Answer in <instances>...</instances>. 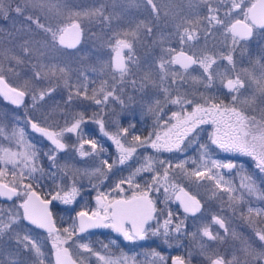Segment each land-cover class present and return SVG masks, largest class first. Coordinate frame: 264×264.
<instances>
[{
	"label": "rangeland",
	"instance_id": "rangeland-1",
	"mask_svg": "<svg viewBox=\"0 0 264 264\" xmlns=\"http://www.w3.org/2000/svg\"><path fill=\"white\" fill-rule=\"evenodd\" d=\"M210 1L212 0H209V3ZM0 3L5 6L6 10L9 6L11 8V11L6 13L7 18L4 14H0V75H3L8 85L21 90L27 86L28 90L24 103L19 106L6 103L0 98V127L4 129L3 134H0V156L4 155L3 149H9L15 153L33 151L36 153L35 157L27 161V166L22 155H17L15 166L0 162V170L6 173L1 176L2 179L12 185L15 172L18 190L22 191L25 184L36 182L41 184L45 191H49L51 200L57 193L64 196L65 193H71L75 188L76 193L70 203L53 200L59 206H66L67 209L72 208L78 196L81 193L85 195L87 190L92 192L90 196L93 209H98L97 197L107 203L116 194L125 195L128 192L147 191L154 193L152 196L156 197L155 193L161 191L162 197L168 199L177 185L184 184L202 202V209L189 218H180L173 208L168 207L165 218L168 219V213L171 212L172 224L182 222L181 227L188 229L186 235H188L190 251L200 253V251L209 250L206 246L209 242L203 235V230L205 228L211 230L212 217L224 218L227 221L228 228L225 233L227 232V236L231 237V225L234 221L242 219L240 209L243 199L230 200L229 196L241 197L243 195L241 185L245 183V180L242 162L252 158L240 153L225 152L212 144L210 137L215 131V125L210 122L199 125L196 131L183 142V151H157L145 145L138 147L132 158L124 164L118 162L120 153L111 137L119 133L118 138L125 147H129L135 143L132 138L136 135L142 140L150 133L159 132L163 135L171 124L176 123L175 119L171 118L173 112L184 115L191 112L195 106V104H172L170 100L177 96L201 104L204 103L201 94L203 97H214V102L223 101L225 105L247 112L248 114L245 115L254 116L260 121L264 118V95L257 90V85L251 81L248 73H252L257 79L261 77L260 64H264V30L255 32L250 40L240 41L238 45L233 46L231 38H225L224 30L220 26H210L209 30L204 31V27L209 24L204 19L208 8L203 0H154L160 9L158 19L151 7L146 4V0H97L94 4L87 0H0ZM17 5L24 9L23 14L15 12ZM101 5L104 6V15L108 16L109 20L106 21L102 17L78 18L82 34L78 46L73 49H66L58 44L53 48L50 34L45 33L35 22L38 19L39 23L55 30L58 26L62 27L69 23L70 14L90 11ZM218 6L221 10V6L216 2V7ZM199 7L205 8L203 15L199 12ZM191 12L195 13L190 17ZM218 15L224 18L220 12ZM28 16H32L33 20L29 21ZM73 19L77 18L73 17ZM185 20H192L194 22L192 25L198 29L197 39L183 44L185 51L197 58L209 55L216 60L210 69L213 79L207 87V74L198 64L187 71L175 64L166 65L169 72L166 76L159 68L162 58L170 60L178 45L181 44L178 31L175 30L178 24L187 26L184 24ZM197 20H199L198 24L195 23ZM141 21L150 26L152 32L147 33L141 27L135 38L128 37L133 44L132 58L128 59L129 49L122 50V56L129 67V72L121 79L119 72L110 66L115 34L120 33V38H124L122 34L125 31L136 30V26ZM182 30L183 28L180 29ZM253 40H258L259 44L255 49L254 57H249L246 55V46L251 45ZM25 47L30 50L27 54L23 51ZM169 49L175 51L169 54ZM229 53L233 57L232 64L223 58ZM13 56L19 57L23 62L16 63L12 59ZM53 64L66 66L69 69L68 82L72 85L71 88L66 87L62 79L36 80L34 78L35 72L40 70L41 65ZM232 67L235 68V73L231 72ZM9 69L12 70L9 71ZM171 73H179V75L174 77ZM233 75L240 76L245 81V87L239 92H225L221 82L224 77ZM193 77L197 79L194 80ZM77 86L80 87L81 93L84 92V86H86L89 97L95 90L96 97L102 101L107 92L111 91L113 95L98 105L94 100L86 99L83 94L77 96ZM50 87H54L55 90L47 95L44 101H39L33 107L31 99L33 92L38 93ZM219 91L222 93L218 95ZM70 93L73 96L71 101L68 99ZM233 95L237 96L235 102L232 100ZM81 115L83 120L77 131L63 133L62 141L66 145L63 150L56 149L40 135L27 128V120L32 118L60 132L70 127L75 120L80 119ZM97 121L103 122V131ZM125 128L128 129L126 135L121 131ZM20 129H23L25 133L23 141L18 135H12L14 130L19 132ZM105 132L108 135H105ZM152 139H155V135ZM87 141H95L97 147L93 149ZM29 144L33 147L28 148ZM81 145H83L82 149ZM193 145L196 146V158L190 153ZM201 145H207L204 161L208 162L209 167H211L212 160L223 163L231 158L236 161V167L232 171L223 172L221 168L212 170L213 174L218 172L220 176H223L224 181H229L230 184L225 185L222 181V187L217 188L215 180L190 175L191 172L197 170L198 165L203 163L201 156L204 149L200 147ZM81 151L87 154L81 155ZM50 155L55 156V163L49 159ZM149 157L152 160V170L140 171L129 184L128 178L136 172V169L145 167ZM105 160L114 165L111 170L103 164ZM160 161L165 163L162 165ZM182 161L186 162L185 170L175 167ZM33 166L37 171L30 176L29 169ZM166 167L169 168L167 177L164 176ZM97 169L101 171L97 172ZM21 172L24 175L23 181L19 180ZM101 172L104 174L101 175ZM153 177L156 178V182H153ZM253 180L257 184L260 178ZM121 181L124 183H120ZM117 184H120L123 191L116 187ZM135 185H139V188ZM229 186L234 188V192L223 191L224 187ZM166 188L167 191H165ZM104 197H107L106 201ZM78 210L73 209V221ZM0 213L3 214L4 219L11 220L17 213V207L1 206ZM23 228L17 223L16 229ZM34 234L35 232L32 231V240L36 244L40 243L41 251L47 250L43 249V246L50 247L49 251L53 248L48 245L49 241L42 246L41 243L45 240L42 236L37 238ZM54 235L60 236L63 240L61 231ZM236 235L243 248L241 250L237 247L226 248L224 252L228 251L232 256L236 254L243 256L245 253L243 249L249 241L244 233L237 232ZM69 244L75 253L80 254L84 250L79 247L84 243H81L75 234ZM28 253L29 251L23 252L22 259L16 264H26ZM31 256L33 261L35 258L33 254ZM1 259L2 264H10L7 262L8 258Z\"/></svg>",
	"mask_w": 264,
	"mask_h": 264
},
{
	"label": "snow or ice",
	"instance_id": "snow-or-ice-1",
	"mask_svg": "<svg viewBox=\"0 0 264 264\" xmlns=\"http://www.w3.org/2000/svg\"><path fill=\"white\" fill-rule=\"evenodd\" d=\"M223 3L224 0H221ZM203 3L208 8V13L204 19L208 21L209 25L212 26H220L224 30L225 38L230 37L233 46H236L240 43V41L247 40L252 37L254 29L260 28L264 29V0H255V2L250 3L249 5H245L244 0H228L230 4L228 10L225 12V17L221 18L218 13L220 11L219 6L213 7L209 0H203ZM146 4L151 7L153 13L156 14L157 19L159 18L160 9L154 3V0H146ZM103 5L99 8L81 12H75L70 14L69 23H67L63 27H57L55 30L52 27H48L44 24L39 23L37 19L35 22L39 28H41L45 33L50 34L51 43L53 48L56 47L57 44L67 47V48H75L76 45L80 42V37L82 34L81 24L78 22V18H96L102 17L104 20H109V17L104 15ZM7 11H11L10 6L8 9H5V6L0 3V14H4L5 18H7ZM24 9L17 5L15 8V12L18 14H23ZM73 17L77 19H73ZM27 19L29 21L33 20L32 16H28ZM194 22L192 20H185L184 24L192 25ZM199 23V20L195 22ZM143 27L147 33L152 32V28L145 24L144 21H141L137 26L136 30H132L131 32L125 31L122 35L124 38H120L121 34H115V45L114 51L116 52V58L114 64L112 65L116 72H119L121 79L128 74L129 67L125 63L124 57L121 55V51L123 49H129L128 59L131 60V50L133 48L132 42L128 39L129 36L135 38L137 36L138 30ZM183 28L182 31L180 29ZM177 31L179 34V41L183 45L188 41H193L197 39L196 29L184 27L182 24L177 25ZM24 53H29V49L25 47L23 49ZM174 49H169L168 52L171 54L174 52ZM226 59L229 64L233 63V57L229 53L228 55L223 57ZM16 63H22L23 61L16 56L12 57ZM216 63V60L209 55H204L197 58L195 55H188L185 53L183 49H181L176 55L171 56L170 60H164L162 58L161 63L159 64V68L164 75H168L169 72L166 68V65L176 64L187 71L192 65H199L205 74H207L208 85H210L213 74L210 71L212 69L213 64ZM259 63V61H257ZM262 69L261 77L257 79L252 73H248L249 78L253 83L257 85V90L264 95V64H260ZM12 69H9L11 71ZM68 74L69 69L66 66H60L57 64H53L50 66L41 65L40 70L36 71L34 74V78L36 80L40 79H62L66 87L71 88L72 85L68 82ZM174 77L179 75V73H171ZM147 78V77H146ZM163 79V77H161ZM196 80V77H193ZM226 87L230 92H239L241 89L245 87V81L240 78V76H236L234 79H227ZM84 92L81 93L80 87H76V95L79 96L83 94L86 99H92L96 104H101L103 101H107L110 96L113 95V92H107L103 101L98 99L95 94V90L93 91V95L91 97L87 96L86 86H84ZM54 87H50L45 90H40L38 93L33 92L31 99L33 101V107L39 101H44L45 97L49 95L52 91H54ZM167 93V89L164 90ZM0 95H3L6 100L11 101L13 105H22L24 103V98L28 95L27 86L24 90L19 88L10 87L3 75H0ZM204 103H195L193 100L187 99L185 97L177 96L175 99H171L170 102L172 104H195L193 110L189 113H185L181 115L179 112L172 113V119H175L176 123L171 124L170 127L164 131L163 135L159 132L150 133L148 137L141 139L140 136H134L132 139L135 142L129 147H125V145L118 138V135H113L111 138L117 146V150L120 153L119 155V163L124 164L127 160L132 158L133 154L136 153L138 147H143L145 145L150 146L157 151L164 150L168 152L172 151H183L182 144L189 137V135L196 131L199 125L212 123L215 125V131L212 133L210 139L211 143L217 145L220 149L225 152H235L243 155H247L251 157L255 161V166L261 173H264V118L258 121L254 116L250 117L245 115V113L241 110H238L236 107H230L223 103V101L216 103L214 102V97H203ZM73 98L72 94H69V101ZM167 98V97H166ZM233 102L237 100V96H232ZM159 104V102H157ZM208 105V106H205ZM152 109H150L151 111ZM227 117V120H225ZM83 120V116L81 115L80 119L75 120L74 123L71 124L70 127L62 129L60 132H56L51 130L49 127L42 125L39 121H36L32 118H29L27 123L31 125V128L34 132L39 133L41 136L46 137L51 141L53 145H55L56 149L63 150L66 145L61 142L63 137V133L67 132H76L80 127V124ZM100 124L101 131L104 130L103 122L97 121ZM125 135L128 132V129L121 130ZM4 129L0 127V134H3ZM108 135L107 132L104 133ZM13 136H19L20 140L23 141L24 138V130L20 129L19 132L15 130L12 133ZM155 135V139H152V136ZM90 143L92 148L95 149L97 147L95 141H87ZM28 148H32L31 144L27 145ZM202 149H204V153H202L201 160L203 163L197 166V170L190 173L192 176L207 178L208 180H215V186L217 188L222 187L223 184H230L229 181H224L223 176H220L219 173H212L213 169H233L236 167L234 163H221L216 160L211 161V167L208 166V162L204 161V155L207 154V145H201ZM83 145H81V149ZM3 156H0V162L5 164H12L15 166L17 163L16 157L17 155H22L24 157L25 165L27 166V161L36 156V153H15L9 149H3ZM103 151V149H101ZM87 153L81 151V155H86ZM49 159H51L55 163V156L50 155ZM148 163L143 168L136 169V172L133 173L132 176L128 178L129 184L132 182V178L138 174L140 171H151L152 170V160L151 157L147 158ZM160 164H164V161H160ZM185 161H182L175 165L176 168L181 170H185ZM193 163H196L193 161ZM104 165H107L108 169L111 170L114 166L113 164H109L107 160L103 161ZM169 167L171 164L169 163ZM203 168L204 170H199ZM36 167H31L29 169V175L36 172ZM42 171V169H41ZM100 172V169L96 170ZM169 172V168H164V176L167 177ZM6 173L0 170V176H4ZM104 173L101 172V175ZM24 175L23 172L20 173L19 180L23 181ZM245 183H242V187L245 188L249 195H258L259 199H264V191H261L256 182L250 177L245 176ZM17 177L16 173H13V181L12 185L6 183H0V196H5L8 199H12L13 196L17 197H25L19 205V208L22 209V214L17 211V213L11 218L10 222L2 223L0 222V234H3L7 231L13 230V225L17 224L21 220H27L30 224L35 225L38 228L47 229L49 236L52 237V247L55 250V264H76L74 260H71V257L68 254V248L63 247L64 244L68 242V239L72 237V235L76 232V229L73 228L72 231L65 228L63 232L67 234L65 239H61L60 236L54 235L58 230L55 227V224L52 220V213L48 209V205L51 201L42 200L37 194L32 190L31 184L23 185L24 191H19L16 185ZM153 182H156V178L153 177ZM120 183H124L121 181ZM116 187L123 191L120 188V184H117ZM135 187L139 188V185H135ZM167 191V188L165 189ZM183 191V189H181ZM223 191L232 193L234 192V188L232 187H224ZM76 193V189L73 188L71 193H65L64 196H61L57 193L52 197L53 200H62L64 203H70L71 199L74 197ZM187 196V193L184 194ZM179 199V197H178ZM230 200H242L243 197H235L229 196ZM104 200H107V197H104ZM97 203L99 208L97 211H94L91 215H88L86 212L78 213L80 217L79 221V232H84L89 228H112L116 232L121 233L124 236L125 240L134 241V240H143L145 239L148 229L151 227L149 225V221L154 219V213L157 211L154 202L149 199L147 191H141L139 193H133V195L128 199H116L109 201L107 203L103 202L100 197H97ZM181 203L184 207L185 212L195 213L200 208V202L196 200L194 197H187V201L181 200ZM249 216L253 212H255L256 216L264 215V210L260 209H248ZM172 213H168V219L164 221V235H167L170 231L169 225L172 224ZM216 222L220 224L221 227H224L223 220L219 218H215ZM182 224V222H181ZM181 224H176L174 230L179 232L181 230ZM126 225H130V227H126ZM227 231V229H225ZM159 232V228L153 232V235ZM256 236L258 237L260 242H264V230H256ZM203 235L209 237V239H215L212 233L205 228L203 230ZM16 243L20 245L25 251H33L35 252L37 257L43 256V253L40 250V247L36 244L34 240L27 234L21 236L19 232L16 233L15 236ZM86 252H92V249L87 244L79 245ZM245 254L248 257H251V261L245 260L243 264H252V261H255L256 264H262L264 262V243L261 245V250L257 251V249L253 248L251 245L246 244L243 249ZM95 255H99L98 253H94ZM153 256L158 257L160 261H163L165 258L160 256L159 253L153 252ZM101 260H104V257H99ZM235 261V258H234ZM12 264H16L15 261ZM40 264H43V261H40ZM105 264H117L116 261H105ZM173 264H185V261L181 257H174ZM211 264H234L233 261H225L222 257H217L216 259L211 260ZM235 264H240L239 261H235Z\"/></svg>",
	"mask_w": 264,
	"mask_h": 264
},
{
	"label": "flooded vegetation",
	"instance_id": "flooded-vegetation-1",
	"mask_svg": "<svg viewBox=\"0 0 264 264\" xmlns=\"http://www.w3.org/2000/svg\"><path fill=\"white\" fill-rule=\"evenodd\" d=\"M253 1L254 0H244V3L245 5H249ZM216 2H218L219 5L221 6V10L219 11L220 14L224 15L225 17V12L228 10L230 6L228 0H224L223 3L221 2V0L210 1L213 7H216ZM198 10L203 15L205 8L199 7ZM194 13L195 12H191L189 16L191 17L192 16L191 14ZM204 15L205 17L209 15L208 10L205 11ZM210 26L212 25L209 26L206 25L204 27V31L209 30ZM185 27H189L190 29L195 28L196 32L198 30L197 27L193 25L187 24V26ZM261 30L264 29L256 28L254 29L253 34L255 32L256 33L260 32ZM175 31H177V28ZM250 39L251 37L241 42L248 41ZM243 44L245 47V43ZM258 44H259L258 40H253L251 42V45L248 44L246 46V55H248L249 57L250 56L254 57L255 49L258 47ZM181 49L185 51V47L180 44L178 45L177 50H181ZM185 52L191 54L188 51ZM244 54H245V50H244ZM193 66L194 65H192L190 68L192 69ZM234 69L235 68L232 67L231 72L235 73ZM235 77L236 76L233 75V76H226L223 78L221 82V86L225 92H230V91L224 84V81L229 78L234 79ZM221 93L222 92L219 91L217 94L219 95ZM0 98L3 101H5L1 96ZM5 102L9 103L7 101ZM244 113L248 114L247 112ZM51 130L56 131V129H51ZM46 142L49 143L48 141ZM229 162L236 164V161L231 158H228L223 163H229ZM0 169H1V164H0ZM221 169L223 172H229L234 170L235 168L233 169L221 168ZM242 170L244 177L250 176L252 179L260 178V181L257 182V186L261 191H264V173H261L259 169L256 168L255 161L253 159L243 160ZM0 181L8 184L2 179L1 176H0ZM259 182H260V186H259ZM31 185H32V190L36 192L41 198L51 201V203L48 205V209L49 211H51L52 220L55 224L56 229L61 231V235L63 236V239L67 237V234L63 232V229L67 228L69 229V231H72L73 228H75L76 232L74 234L80 239V242L87 244L92 249L91 253L83 250V252L81 251L80 254H78L77 252L75 253L73 250H71V246L69 242L72 241L74 235L73 234L72 237L68 239V242L63 245V247L68 248L69 256L77 264H105V261H116L117 264H173L174 257H181L185 261V264H211V260L216 259L217 257H222L224 258L225 261H233L234 264L235 261H239L240 264H243L245 260L251 261V257H248L245 253L243 254V256H241L240 254H236L235 256H232L228 253V251L224 252L226 248L237 247L240 250L243 248V245L240 243V240L238 239V235H236V233L237 232L244 233L249 241V245L257 249V251L261 250V245L262 243H264V242H260L255 234L256 230H264V215L256 216L255 212H253L251 216H249V212H248L249 208L264 210V199H259L258 195H249L245 188L242 189L243 203L241 204L242 208L240 209V216L242 219L240 221H234V223L231 225L232 236L228 237L227 232L225 233L226 231L225 229H227L228 226H227V221L224 218L215 217L223 220L224 227H221L220 224L216 222L214 217H212L211 221H213V223H211L212 227L210 228L211 230L209 231L216 238L209 239V237L205 236V238H207L209 242L206 245L207 247H209V250L205 252L200 251L199 253L197 251L191 252L189 249L190 248L189 240L187 238L188 235H186L188 229L181 227V230L179 232H176L174 230L175 225L171 224L169 225L170 231L168 232L167 235H164L163 225H164V221L167 219L165 218L166 216L165 212L166 209L168 210V207H170L171 209L173 208V210L180 215V218H189L197 214L202 209V202L189 189H187L184 184H179V185L183 186L191 195H193L200 202L199 210L196 213L190 215V214H186L180 209L179 205L173 199L174 192L179 185H177V187L173 190L171 197L168 199L162 197L161 191L160 193H155L156 197L152 196L154 195V193L153 194L148 193V197L154 202V206L157 211L153 214L154 219L149 221V225L151 227L148 229L145 239L143 240L137 239L134 241L125 240L124 236L121 233L116 232L112 228L97 227V228H89L84 232L78 231V226L75 220L76 214L82 211L88 213V215H91L94 211L98 210V209H93L94 206L91 203V196H90L92 192L90 190L85 191V195H83V198L79 200L81 205L80 208H75L73 204L72 208L67 209L66 206H59V204L53 202V200H51V198L49 197V191H45L41 184L36 182H31ZM9 186L11 185L9 184ZM22 191H24V189ZM133 193H139V192L136 191L132 193L128 192L125 195L116 194L115 196L110 198L108 202L116 197L127 198L133 195ZM23 199L24 197L22 196L21 197L13 196L12 199L10 200L0 199V207L13 205L16 206L17 211L21 213V209L19 208V205ZM73 209L76 210L79 209L74 216V221L72 220ZM0 222L8 223L10 222V220L4 219L3 214L0 213ZM18 223L22 225L24 228L18 230L16 229L17 224H14L13 230L0 234V264L3 263V260L1 258H8L7 262H9L10 264H12L13 261L20 262V260L22 259L21 255L23 254V252H25V250H23V248L16 243L15 236L17 232H19L21 236L27 234L31 237V239H33L31 235L33 231L35 232L34 235L37 236V238L42 236L43 239L46 241L45 243V241L43 240L44 243H41L42 246L43 244H47V241L50 242L48 245L52 246V237L49 236L47 229L46 230L40 229L25 220H21ZM126 227H130V225H126ZM157 228H159V232L153 235V232H155ZM37 245L41 247L40 243H38ZM48 248L50 247L43 246V249L48 250ZM47 250H45L44 252L41 251L43 253V256L41 257H37L34 250L29 251L28 253L29 256H27L26 258V264H40V261H43V264H55L56 259L53 257L52 254V251L54 249L52 248L50 251ZM153 252L159 253L160 256H163L165 259L163 261H160L158 257L152 255ZM94 253H98L99 255H95ZM31 254H33V257L35 258L33 261ZM201 255H203L204 257ZM100 256L104 257V260H101L99 258ZM252 264H256V262L252 261ZM262 264H264V262H262Z\"/></svg>",
	"mask_w": 264,
	"mask_h": 264
},
{
	"label": "water",
	"instance_id": "water-1",
	"mask_svg": "<svg viewBox=\"0 0 264 264\" xmlns=\"http://www.w3.org/2000/svg\"><path fill=\"white\" fill-rule=\"evenodd\" d=\"M253 2H255V0L253 1ZM67 24V23H66ZM66 24H64L63 26H65ZM62 26V27H63ZM80 39H81V37H80ZM79 44V43H78ZM77 44V45H78ZM59 45V44H58ZM76 45V46H77ZM59 46H61V45H59ZM61 47H63V48H66V49H73V48H67V47H64V46H61ZM180 50H176L175 52H174V54H173V56L174 55H176L178 52H179ZM186 53V52H185ZM186 54H188V53H186ZM121 55H122V51H121ZM188 55H191V54H188ZM115 58H116V52L113 50V52H112V54H111V56H110V66H111V68L112 69H114L113 68V64H114V61H115ZM224 84L226 85L227 84V80H225L224 81ZM10 86V85H9ZM10 87H13V86H10ZM16 88V87H15ZM5 101H7V102H9L10 104H12L11 103V101H9V100H6L5 98H4V96L3 95H0ZM13 105V104H12ZM27 127H28V129L30 130V131H32V132H34L33 130H32V128H31V125L30 124H28L27 123ZM34 133H36V132H34ZM36 134H38V135H40L39 133H36ZM41 136V135H40ZM41 137H43V136H41ZM46 141H48L50 144H52L51 143V141L50 140H48L46 137H43ZM62 142V141H61ZM63 143V142H62ZM53 145V144H52ZM55 146V145H54ZM0 183H3V182H1L0 181ZM181 189H183V191H181ZM36 193V192H35ZM185 193H187V196H185L184 194ZM37 194V193H36ZM37 196H39L38 194H37ZM132 196V195H131ZM131 196H129V197H127V198H120V197H116V198H113V199H111L110 201H112V200H116V199H128V198H130ZM188 196H190V197H194L193 195H191L183 186H181V185H179L178 187H177V189L175 190V192H174V195H173V199H174V201L179 205V207H180V209L183 211V212H185L184 211V207H183V205H182V203H181V200H184V201H187V197ZM40 197V196H39ZM178 197H179V199H178ZM25 198V197H24ZM41 198V197H40ZM195 198V197H194ZM0 199H2V200H10V199H8L7 197H5V196H0ZM42 200H46V199H43V198H41ZM196 199V198H195ZM197 200V199H196ZM22 209H21V213H22ZM80 212H82V211H80ZM80 212H78V213H80ZM197 212V211H196ZM195 212V213H196ZM78 213L76 214V216H75V220H76V223H77V226H78V228H79V221H80V217L78 216ZM186 214H194V213H192V212H185ZM25 221H27V220H25ZM28 222V221H27ZM35 226V225H34ZM40 229H44V228H40ZM46 230V229H45ZM52 254H53V257L56 259V257H55V250H53L52 251ZM72 260V259H71ZM77 264V263H76Z\"/></svg>",
	"mask_w": 264,
	"mask_h": 264
},
{
	"label": "trees",
	"instance_id": "trees-1",
	"mask_svg": "<svg viewBox=\"0 0 264 264\" xmlns=\"http://www.w3.org/2000/svg\"><path fill=\"white\" fill-rule=\"evenodd\" d=\"M96 1L97 0H94V1H89V0H87V2H92L91 4H94V3H96ZM56 131L57 132H59L57 129H56ZM137 136V135H136ZM190 153L192 154V156L193 157H197V152H196V146L195 145H193L191 148H190ZM191 156V157H192ZM83 198V195H82V193L80 194V196H78V198L74 201V207L75 208H80L81 207V205H80V201L79 200H81Z\"/></svg>",
	"mask_w": 264,
	"mask_h": 264
}]
</instances>
